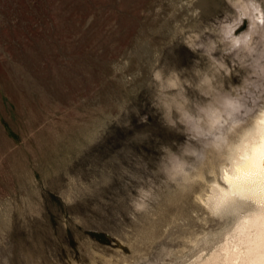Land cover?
<instances>
[{
    "label": "rangeland",
    "instance_id": "374dc122",
    "mask_svg": "<svg viewBox=\"0 0 264 264\" xmlns=\"http://www.w3.org/2000/svg\"><path fill=\"white\" fill-rule=\"evenodd\" d=\"M263 110L264 0H0V264H195Z\"/></svg>",
    "mask_w": 264,
    "mask_h": 264
},
{
    "label": "bare ground",
    "instance_id": "6f19581e",
    "mask_svg": "<svg viewBox=\"0 0 264 264\" xmlns=\"http://www.w3.org/2000/svg\"><path fill=\"white\" fill-rule=\"evenodd\" d=\"M223 154L221 181L202 200L238 216L225 242L195 264H264V110L236 130Z\"/></svg>",
    "mask_w": 264,
    "mask_h": 264
}]
</instances>
